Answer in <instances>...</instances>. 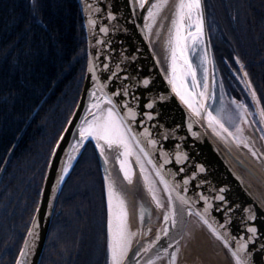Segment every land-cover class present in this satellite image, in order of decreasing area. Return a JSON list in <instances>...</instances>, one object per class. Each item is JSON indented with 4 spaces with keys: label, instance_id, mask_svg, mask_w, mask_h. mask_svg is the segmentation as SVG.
<instances>
[{
    "label": "water",
    "instance_id": "95a60500",
    "mask_svg": "<svg viewBox=\"0 0 264 264\" xmlns=\"http://www.w3.org/2000/svg\"><path fill=\"white\" fill-rule=\"evenodd\" d=\"M77 1L80 6L87 40V67L84 84L77 106L69 119L72 123L70 124L68 121L53 149L56 154L53 155L52 152L48 163L38 205L29 228H33L34 218L36 226L32 236L28 235V230L25 235V238L29 241L30 250L25 249L26 255L20 257L18 254L17 259L22 260L24 264L42 263L64 187L87 144L92 142L95 146V140L89 139L83 141V147L79 151L73 150L76 146V141L79 139L77 126L81 123L82 118L87 115L86 109L88 105L95 99L89 93L93 91L94 85L98 87L100 83H103L107 85L105 91L109 93L116 91L122 85L127 86L130 92L139 100V104L136 105L131 97L114 98L116 102L120 103L128 100L129 106L136 107L138 115L136 120L132 122V128L135 132L143 133L145 128H149L152 133L151 138L159 141L156 146L147 144L144 141L146 147L152 150V159L158 163H163L164 157L160 155L159 150L169 153L170 163L164 164V170H170L174 174L176 183L180 185L178 190L182 194L192 198L196 207L201 211H203L205 202L198 199V195L203 193L207 196L209 202L213 205L208 215L219 224H223L225 221V209H231L227 213L229 223L225 228L220 229L222 233L230 234L231 237L237 238L241 236L247 237L249 235L246 231L248 226L254 225L258 228L257 236L253 241H250L249 251L252 252L253 264H264V250H261L260 247L261 244H264V137H262L261 132L264 130V123L260 122L261 117L257 111V108L262 106L260 100L259 105H257L251 94V100L258 116L261 131L255 123H251L254 120L250 114L248 119L253 131L247 133L244 130L242 137L247 138L250 146L237 143L226 132L209 127L206 114L202 113L200 116H196L172 92L171 85L168 83L170 53L167 47V40L177 0H168L167 6L157 17L156 22L152 24L151 31L146 27L150 23L147 19L148 5L143 9L140 8L139 0ZM202 5L204 13L202 39L204 55L206 51L208 57V60L205 61V69H207L208 91L212 94L215 65L207 24L205 0H202ZM90 20L95 21V23L90 25ZM102 28H106L107 31L102 32ZM189 57L192 62L190 52ZM89 61H92L95 66L94 73L88 70ZM192 64L195 66L193 62ZM104 65H108V68H105ZM116 65H119L122 71L117 76L112 77L111 71H116ZM93 76L97 79L93 80ZM125 76L128 77L127 80L124 79ZM243 76L247 82V76L244 73ZM146 78L150 80L148 86H144L142 83ZM197 80L200 81L198 72ZM247 84L249 86V83ZM190 85L192 86L191 77ZM193 90H203L202 84L200 83ZM159 95L168 96V99L161 101L158 99ZM150 99L156 100L154 109L146 107ZM210 101L211 99L207 101L209 108ZM148 111L159 112V115L149 121L146 117L139 114ZM189 123L192 125L191 129L188 127ZM229 131L231 130L229 129ZM193 132L197 133V135L194 136ZM233 133L235 134V132ZM164 134L169 136L167 140L162 139ZM62 136L64 137L63 140L60 139ZM138 138L143 140L142 137ZM95 150L104 184L107 222L108 181L105 180L106 175L116 184L117 191L124 196L127 202L131 230L133 232L139 230V234L133 238V250L147 247L158 235L160 236L152 251L141 253L139 257H134L132 252H130L129 264H134L135 260H139L140 264H147V261L154 258L155 254L159 252L160 246L167 247L168 244H172L173 237L180 244L178 264H209L201 256L192 261L188 254V249L192 246L191 243L196 246L194 254L204 248V246L199 248L194 244L193 238L197 236H204V240L210 246H213L216 257L221 260L218 259L221 264H235L230 250L224 245L223 241L218 239L195 213L192 215L185 213L182 227H173L164 221L163 216L166 209L156 205L149 192V182L144 180L145 173L140 170L141 163L144 164L149 181L155 189L157 197L166 207L169 204L168 193L159 182V178L155 176V169L148 164L147 157L141 155L140 161L137 160L135 154L128 157L133 172V178L129 182L124 177L119 160L114 156L115 152H106L108 160L105 162L96 146ZM177 151L187 154L188 159L182 163H177L175 159ZM253 152H255V155H253ZM69 156L74 157V159L71 161V168L65 174L62 169L67 166ZM200 165L204 167L203 172L199 169ZM181 168L184 169L183 172L179 171ZM106 169L107 172L105 171ZM192 173H196V176L187 185L188 191L184 192L182 181L187 177H192ZM61 176L63 177L62 180L60 179ZM167 178L171 181L173 176ZM220 189H224V191L221 193ZM218 195H224L226 203L215 199ZM173 197H175V193H173ZM141 205L145 209L143 222L140 220ZM249 212L256 216L255 221H249ZM164 229H168V236L163 235ZM191 231L194 233L192 236L190 235ZM188 239L190 241L187 242ZM24 241L21 248L24 247ZM173 250H175V244L169 249L170 252ZM166 261L167 257L164 258V261H157L156 264H166Z\"/></svg>",
    "mask_w": 264,
    "mask_h": 264
},
{
    "label": "trees",
    "instance_id": "16d2710c",
    "mask_svg": "<svg viewBox=\"0 0 264 264\" xmlns=\"http://www.w3.org/2000/svg\"><path fill=\"white\" fill-rule=\"evenodd\" d=\"M205 7L216 75L237 73L238 91L251 102L254 88L264 106V0H205ZM86 67L77 0H0V264L16 262ZM107 242L104 184L89 142L60 197L41 264H108Z\"/></svg>",
    "mask_w": 264,
    "mask_h": 264
},
{
    "label": "snow or ice",
    "instance_id": "6c2138e0",
    "mask_svg": "<svg viewBox=\"0 0 264 264\" xmlns=\"http://www.w3.org/2000/svg\"><path fill=\"white\" fill-rule=\"evenodd\" d=\"M168 0H139V7H147V19L150 21L146 27L151 31V26L156 22L157 17L160 15L162 10L167 6ZM111 15V13H109ZM95 21L90 20L89 24H94ZM195 27V31H190L192 27ZM204 30V13L202 0H177L175 4V12L171 20V27L168 32L167 47L170 53V75L167 76L168 83L171 85L172 92H174L179 99L187 105V107L195 113L196 116H200L202 113L206 114V119L209 127H212L218 131L226 132L231 136L237 143L244 144L245 146H250L247 138L243 137V124L248 120L249 113L248 105L242 101H236L233 98L232 102L235 104L238 112L233 114L227 112L223 106L216 110L214 114L213 111L207 106V101L209 99H214V96L208 91V77L207 69H204V83L203 90L194 91L200 81L197 80V68L193 66L190 57L189 50L194 49L197 41L203 35ZM102 32H106V28L101 29ZM191 41V43H189ZM208 60L206 51L205 55L201 57L200 66L203 67L205 61ZM108 68V65H104ZM243 67V65H241ZM89 72H95V66L92 61H89ZM111 71V69H109ZM122 71L119 65H116V71H111V76L115 77ZM247 76V73H244ZM188 77H191L192 86H189ZM97 78L93 76V80ZM124 79H128L127 76ZM144 86L150 84L149 79H144L142 81ZM246 83H250L247 81ZM107 85L100 83L98 87L94 85V89L89 93L90 96L94 97L88 108L86 109L87 115L82 118L81 123L77 126L79 139L76 141V146L74 151H79L83 147V141L89 139L95 140V146L99 149L100 155L104 158L105 162L108 160V155L106 152H116V159L119 160L120 168L124 173L125 179L131 182L133 178V172L131 165L129 163L128 157L135 154L137 160L140 161L141 155L147 157V162L155 169V176L159 178V182L163 185L164 190L168 193L169 204L166 207L164 203L157 197L155 189L152 187L149 181L148 174L146 173L144 164L141 163V172L145 173L144 180L149 182V192L151 193L156 205L160 208H165V214L163 219L165 222L171 224L173 227H182L184 222L185 213L187 215H192L195 213L199 219L205 224L210 231L230 250L231 256L234 258L235 264H253L252 252L249 251L250 241H253L258 234V228L254 225L248 226L246 231L249 234L247 237H231L230 234L222 233L220 229L225 228L229 223L227 219V213L231 211L230 208L225 209V221L223 224L215 222L214 218L209 217V211L213 205L209 202V198L203 193L198 195V199L205 202L203 211L196 207L195 201L182 194L178 189L179 184L176 183L174 179V174L169 170H164V164L170 163L169 153L163 150L160 151V155L164 157L163 163H158L152 159L151 149L146 147L144 141L147 144L156 146L159 141L152 139V133L149 128H145L143 133H137L132 128V122L136 120L138 115L137 109L134 106H129V101L124 100L122 103L116 102L115 97H131L135 101L136 105L139 104V100L132 94L127 86H120L114 92H107L105 89ZM99 93V95H97ZM251 94L253 100L259 105V99L256 95L255 89H251ZM158 99L163 101L167 100L168 96L159 95ZM156 100L150 99L146 107L148 109H154ZM126 109V111H125ZM94 110V111H93ZM257 111L261 117L262 123H264V106L257 108ZM151 121L159 112H142L139 113ZM240 119V124L235 127V134L227 127H225V118L229 121H234L236 118ZM142 122V121H141ZM71 124L72 121H69ZM251 123H256L252 121ZM189 129L192 125L189 123ZM67 131V130H66ZM174 131V130H173ZM194 136L197 133H192ZM142 137L143 140L141 138ZM262 137H264V130H262ZM169 136L167 134L162 135V139L167 140ZM61 140L64 139L62 136ZM59 147V145H57ZM178 147V146H177ZM138 148V151H137ZM123 150L122 152L120 150ZM56 153L53 152V155ZM255 155V152H253ZM74 157H68V164L62 169L63 173H67L69 168H71V161ZM175 159L177 163H182L188 159L187 154L177 151L175 153ZM201 172L204 171L203 165L199 166ZM107 172V169L105 170ZM183 172L184 169L179 170ZM173 176L170 181L167 177ZM196 173H192V177L185 178L182 183L184 186V192H187V185L191 179H194ZM62 176L60 179L62 180ZM105 180L108 181L107 192H108V222H107V232H108V264H129L130 256L129 253L132 252L134 257H139L141 253H148L152 251L153 246L159 241L160 236L158 235L155 240L148 244L145 248H140L139 250H133V238L139 234L133 232L129 223V211L127 202L124 196L117 191L116 184L106 175ZM224 189H220L222 193ZM175 193V197H173ZM215 199L225 202L224 195H218ZM178 202V203H177ZM191 205V206H189ZM145 209L143 205L140 208V220H144ZM212 220V222H210ZM256 216L249 212V221H255ZM36 226V220H33V228L28 229V235L32 236L34 232V227ZM149 231H151L149 229ZM163 235L168 236V229L163 230ZM175 244V250L169 251ZM234 245V246H233ZM261 250H264V244L260 245ZM25 249L30 250L29 241L25 238L24 247L20 249V257L26 255ZM180 254V244L179 241L174 237L172 238V244H168L167 247L160 246L159 252H157L154 258L149 259L147 264H156L157 261H164L167 257L166 264H178V258ZM16 264H24L20 259H17ZM134 264H140L139 260H135Z\"/></svg>",
    "mask_w": 264,
    "mask_h": 264
},
{
    "label": "rangeland",
    "instance_id": "374dc122",
    "mask_svg": "<svg viewBox=\"0 0 264 264\" xmlns=\"http://www.w3.org/2000/svg\"><path fill=\"white\" fill-rule=\"evenodd\" d=\"M190 31H195V27L193 26L190 29ZM189 43H191V41H189ZM189 52L191 54L192 62L195 64V67L197 68L200 83L202 84V89H203L205 62L203 64V67L200 66L201 57L204 56V46H203L202 36L197 41L195 48L190 49ZM217 74L218 75L215 76L213 92H212L214 99H211L210 101V109L215 114L216 110L219 109L221 106H223L227 112H231L235 114L238 112V109H236L235 104L232 102L233 98H235L236 101H242L243 103L245 101L244 96L240 95L239 93L240 91H238L239 86L236 85L237 84L236 81L239 80L237 73H233L231 78H227L225 74L221 73L220 71ZM188 83L190 84V77H188ZM255 114L256 113L254 112L253 115ZM247 121H249V119ZM224 122H225V126L228 129L235 132V127L237 124H240V119L237 117L234 121H229L227 118H225Z\"/></svg>",
    "mask_w": 264,
    "mask_h": 264
},
{
    "label": "bare ground",
    "instance_id": "6f19581e",
    "mask_svg": "<svg viewBox=\"0 0 264 264\" xmlns=\"http://www.w3.org/2000/svg\"><path fill=\"white\" fill-rule=\"evenodd\" d=\"M120 151L122 152L123 150L121 149ZM116 155H117V153L115 152L114 156H116ZM193 234L194 233L191 231L190 235L192 236ZM203 237L204 236H197V237L193 238L194 244H196L199 248L203 247V246H204V248H202L201 250H198L196 252V254H194L195 253L194 248L196 246H194L191 243L192 246H191V248L188 249V254L191 257V260L195 261V258H200V256H201V258L205 259V261L209 262V264H221L220 263L221 260L216 257V254L214 252L213 246H210V244L207 241H205ZM188 241H190V239H188L187 242ZM205 243L208 245V247H207V245Z\"/></svg>",
    "mask_w": 264,
    "mask_h": 264
},
{
    "label": "flooded vegetation",
    "instance_id": "af4514ba",
    "mask_svg": "<svg viewBox=\"0 0 264 264\" xmlns=\"http://www.w3.org/2000/svg\"><path fill=\"white\" fill-rule=\"evenodd\" d=\"M239 93H240V95H243V96H244V98H245L244 103L248 105L249 113H251V115H253V113H254V107H253L252 103L250 102V100L248 99V97L246 96V94H245L244 91H241V90H240ZM235 94H236V93H235ZM236 96H237V95H236ZM248 118H249V116H248ZM253 120L256 121L255 124L259 127V130L261 131V128H260V126H259V120H258L256 114L253 115ZM231 125H232V124H231ZM243 129H244L245 131H247V133H251V132L253 131V130H252V127H251V123H250L249 121H247L246 123L243 124ZM261 132H262V131H261ZM243 133H244V132H243Z\"/></svg>",
    "mask_w": 264,
    "mask_h": 264
}]
</instances>
